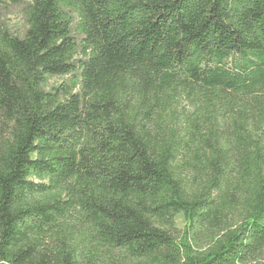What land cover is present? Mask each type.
<instances>
[{"label":"trees","instance_id":"1","mask_svg":"<svg viewBox=\"0 0 264 264\" xmlns=\"http://www.w3.org/2000/svg\"><path fill=\"white\" fill-rule=\"evenodd\" d=\"M5 4L0 264H264V0Z\"/></svg>","mask_w":264,"mask_h":264},{"label":"rangeland","instance_id":"2","mask_svg":"<svg viewBox=\"0 0 264 264\" xmlns=\"http://www.w3.org/2000/svg\"><path fill=\"white\" fill-rule=\"evenodd\" d=\"M0 19L2 21H5L8 24L9 28L12 30V32H14L15 34H22L27 28L23 11L19 6H12L9 4H5L4 6H2L0 9ZM66 78L67 76L52 78L50 79L49 84L58 85L62 83ZM192 108L193 106L191 104V101L183 96H181L177 104H175V110L179 115H182V113H185L186 111L192 110ZM0 134H2L1 131ZM184 225V218L179 217L176 222L178 230H182Z\"/></svg>","mask_w":264,"mask_h":264}]
</instances>
